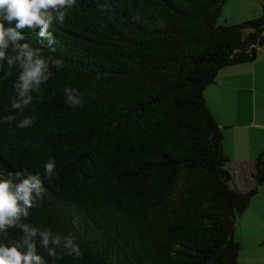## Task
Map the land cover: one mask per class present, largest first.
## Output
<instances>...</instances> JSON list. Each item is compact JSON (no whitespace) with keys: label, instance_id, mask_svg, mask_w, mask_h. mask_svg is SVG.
I'll use <instances>...</instances> for the list:
<instances>
[{"label":"trees","instance_id":"trees-1","mask_svg":"<svg viewBox=\"0 0 264 264\" xmlns=\"http://www.w3.org/2000/svg\"><path fill=\"white\" fill-rule=\"evenodd\" d=\"M225 2L77 0L50 29L58 43L44 55L64 68H51L43 97L24 110L36 118L31 127L0 122V166L44 179L29 223L77 235L84 255L56 264H238L237 218L264 184V152L255 185L233 188L205 91L223 68L256 60L264 9L222 25ZM18 73L0 70V121L17 115L10 102ZM65 86L79 89L83 107L65 103Z\"/></svg>","mask_w":264,"mask_h":264},{"label":"clouds","instance_id":"clouds-1","mask_svg":"<svg viewBox=\"0 0 264 264\" xmlns=\"http://www.w3.org/2000/svg\"><path fill=\"white\" fill-rule=\"evenodd\" d=\"M76 4L77 0H0V70L5 64L9 70L19 69L10 102L17 115L5 116L0 122L18 121L20 129L33 125L36 118L23 116L24 110L34 98L43 97L42 86L54 75L51 68H64L62 59L44 55V48L55 52L58 43L50 29L55 24L62 26L66 10ZM25 33L34 34L41 47L28 42ZM63 95L71 108L83 107L78 88L65 86ZM56 175L55 161L49 159L44 164V177L51 182ZM44 191V179L39 173L0 166V264H49V260L56 264L65 256L79 259L84 255L74 232L60 233L28 222ZM11 230H17L19 237L10 238Z\"/></svg>","mask_w":264,"mask_h":264},{"label":"crops","instance_id":"crops-1","mask_svg":"<svg viewBox=\"0 0 264 264\" xmlns=\"http://www.w3.org/2000/svg\"><path fill=\"white\" fill-rule=\"evenodd\" d=\"M263 9L264 0H226L219 24L251 19ZM205 97L223 131L231 186L245 192L256 183L255 161L264 152V46L255 61L223 68ZM235 236L241 242L238 264H264V184L239 214Z\"/></svg>","mask_w":264,"mask_h":264},{"label":"rangeland","instance_id":"rangeland-1","mask_svg":"<svg viewBox=\"0 0 264 264\" xmlns=\"http://www.w3.org/2000/svg\"><path fill=\"white\" fill-rule=\"evenodd\" d=\"M261 15V13H258L255 17H253V18H256V17H259ZM253 18H251V19H253ZM247 20H250V19H247ZM240 22H243V20L242 21H238L237 23H240ZM264 45H262V47H263ZM261 47V46H260Z\"/></svg>","mask_w":264,"mask_h":264}]
</instances>
